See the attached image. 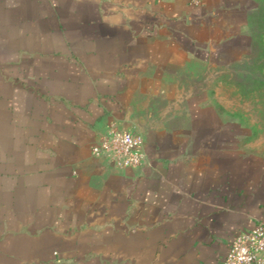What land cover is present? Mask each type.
Masks as SVG:
<instances>
[{"label":"crops","instance_id":"obj_1","mask_svg":"<svg viewBox=\"0 0 264 264\" xmlns=\"http://www.w3.org/2000/svg\"><path fill=\"white\" fill-rule=\"evenodd\" d=\"M250 31L244 0H0V264H224L264 225V155L194 67ZM113 125L143 166L94 155Z\"/></svg>","mask_w":264,"mask_h":264},{"label":"rangeland","instance_id":"obj_2","mask_svg":"<svg viewBox=\"0 0 264 264\" xmlns=\"http://www.w3.org/2000/svg\"><path fill=\"white\" fill-rule=\"evenodd\" d=\"M250 12L251 47L231 67L199 66L194 71L207 74L211 103L222 110L228 122L242 130L245 152L264 155V0H244Z\"/></svg>","mask_w":264,"mask_h":264},{"label":"built area","instance_id":"obj_3","mask_svg":"<svg viewBox=\"0 0 264 264\" xmlns=\"http://www.w3.org/2000/svg\"><path fill=\"white\" fill-rule=\"evenodd\" d=\"M199 4L200 0H193ZM93 153L107 157L119 168H137L144 165L146 153L142 139L119 125L111 126ZM224 264H264V225L242 233L231 245Z\"/></svg>","mask_w":264,"mask_h":264}]
</instances>
